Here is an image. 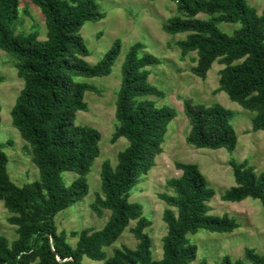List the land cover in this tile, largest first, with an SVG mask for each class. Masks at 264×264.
Here are the masks:
<instances>
[{"label": "trees", "instance_id": "trees-1", "mask_svg": "<svg viewBox=\"0 0 264 264\" xmlns=\"http://www.w3.org/2000/svg\"><path fill=\"white\" fill-rule=\"evenodd\" d=\"M46 18L47 39L34 34L16 35L13 24L19 19L20 0H0V50L16 60L18 75L25 86L11 111L13 126L31 145L40 179L20 187L10 180L8 157L0 150V201L13 214L10 222L18 226L19 237L13 243L0 233V264H83L84 258L105 264H191L198 255L197 245L189 236L202 230L231 233L239 227L229 215L209 214L208 202L216 195L199 166L177 162L181 176L167 181L172 194L161 198L168 207L164 221L168 226L163 238V258L153 257V240L146 232L151 221L144 215L141 203L131 202V192L143 175L156 165L163 153V143L177 111L170 106L157 107L142 100L161 92L149 82L150 66L159 60L141 55L146 46L133 44L122 66V81L116 103L118 126L114 140L125 138L128 146L119 153V162H103L102 193L93 203L101 214L111 217L101 230L87 228L76 246L68 242L65 232L59 233L55 216L85 198L90 191L87 175L101 155V133L92 127L76 124L77 113L86 111L87 92L96 87L80 78L106 77L112 73L123 42L116 39L109 51L96 64L85 57L90 50L81 34L86 22L105 18L97 0H31ZM179 15L164 24L168 34L187 33L178 45L184 55L196 52L197 66L193 72L205 79L217 59L221 70L219 91H225L233 102L256 112L253 130L264 132V11L258 15L246 0H173ZM204 13L210 20L197 16ZM240 24L230 35L219 23ZM243 60V62H239ZM185 114L191 131L187 142L197 148L226 149L233 152L238 135L232 124L233 113L222 106L194 104L185 99ZM2 107L0 106V124ZM236 186L223 198L240 202L252 197L264 206V173L257 175L248 161H231ZM73 172L79 177L67 186L63 174ZM131 221L139 240L136 249L124 246L109 256L112 246ZM264 264V254L247 249L245 260L232 261L226 256L218 264ZM200 264H208L203 260Z\"/></svg>", "mask_w": 264, "mask_h": 264}, {"label": "rangeland", "instance_id": "rangeland-1", "mask_svg": "<svg viewBox=\"0 0 264 264\" xmlns=\"http://www.w3.org/2000/svg\"><path fill=\"white\" fill-rule=\"evenodd\" d=\"M256 9L259 16L264 11V0H246ZM105 18L101 21L86 22L81 34L90 50L85 60L96 64L112 47L116 39L123 42L122 51L113 66L112 73L106 77L80 78L96 87V91L87 92L86 111L77 113L76 124L92 127L101 133V155L94 162L87 175L90 191L82 200L59 212L55 224L59 233L65 232L68 242L76 246L79 234L87 229L104 228L111 211L103 210L101 214L93 210V203L102 193L101 170L103 162L108 160L113 167L119 162V153L128 146L125 138L114 140L118 121L116 103L122 81V66L126 54L135 43H143L146 48L141 55L149 53L159 63L150 66L149 82L161 94L152 95L142 100L155 102L157 107L170 106L178 115L170 124L163 143V153L157 156L156 165L143 175L140 183L131 192L130 201L143 205L144 215L151 221L146 232L153 240L154 260L163 258V238L167 235L168 226L164 221V212L168 205L161 194H172L167 181L181 176L176 168L177 162L197 164L206 177L208 184L215 189L216 195L208 202L209 214L216 216L229 215L239 227L231 233H214L202 230L190 235L191 243L197 245L198 255L191 264H200L206 260L208 264H218L229 256L232 261L245 260L247 249H254L264 254V206L258 199L249 197L240 202L224 200L227 190L236 186L231 161L239 163L248 161L257 175L264 173V132L253 130V119L256 112L233 102L225 91H219L220 72L225 68L221 59L212 65L205 79L198 77L193 69L197 66L196 52L184 55L178 45L187 37V33L171 35L164 29L166 21L178 16V7L173 0H97ZM19 19L13 24L16 35L34 34L39 40L47 39L46 18L41 9L31 0H20ZM203 20L212 17L201 13L197 16ZM219 28L227 34H234L240 24L219 23ZM17 60L9 53L0 50V106L2 107L0 124V150L8 157V174L10 180L23 187L40 179L39 169L34 163L31 145L22 137L20 131L13 126L11 111L18 96L25 86L18 75ZM243 62V60L239 61ZM185 99L194 104L211 106L221 104L233 113L232 124L238 135V145L233 152L226 149L212 150L197 148L187 142L191 125L185 114ZM65 184L70 186L79 175L73 172L63 174ZM13 214L0 201V233L10 243L18 239V226L10 222ZM137 221H131L129 227L117 242L107 247L109 256L115 249L127 246L136 249L139 240L132 229ZM73 233H77L75 236ZM247 262V261H246ZM250 264L249 262H247ZM83 264H105L84 258Z\"/></svg>", "mask_w": 264, "mask_h": 264}]
</instances>
